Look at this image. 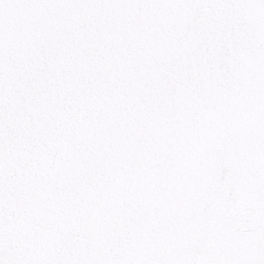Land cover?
<instances>
[{
    "label": "snow or ice",
    "instance_id": "snow-or-ice-1",
    "mask_svg": "<svg viewBox=\"0 0 264 264\" xmlns=\"http://www.w3.org/2000/svg\"><path fill=\"white\" fill-rule=\"evenodd\" d=\"M0 264H264V0H0Z\"/></svg>",
    "mask_w": 264,
    "mask_h": 264
}]
</instances>
